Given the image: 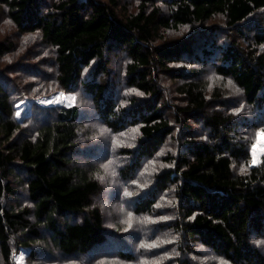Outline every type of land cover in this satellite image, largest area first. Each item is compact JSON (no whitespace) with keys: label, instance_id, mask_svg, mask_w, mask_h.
I'll list each match as a JSON object with an SVG mask.
<instances>
[{"label":"trees","instance_id":"1","mask_svg":"<svg viewBox=\"0 0 264 264\" xmlns=\"http://www.w3.org/2000/svg\"><path fill=\"white\" fill-rule=\"evenodd\" d=\"M257 131L264 0H0V264H264Z\"/></svg>","mask_w":264,"mask_h":264},{"label":"rangeland","instance_id":"2","mask_svg":"<svg viewBox=\"0 0 264 264\" xmlns=\"http://www.w3.org/2000/svg\"><path fill=\"white\" fill-rule=\"evenodd\" d=\"M74 94L72 91H64V90H59V91H53L50 94H45V95H40L37 97H33L36 98V101H38L39 103H41L42 105H54V104H64V105H68L71 104L73 101ZM32 98V96H31ZM26 104H24L25 106ZM23 107V109H25ZM22 108L19 107V109H17V114L21 113ZM96 123V122H95ZM262 132H256L254 135V141L251 145V157H252V162L253 159L255 158V160L257 161L258 158L260 157L261 154H264V136L261 135ZM24 252L20 251L18 254H16L15 258L17 261V264H24Z\"/></svg>","mask_w":264,"mask_h":264},{"label":"snow or ice","instance_id":"3","mask_svg":"<svg viewBox=\"0 0 264 264\" xmlns=\"http://www.w3.org/2000/svg\"><path fill=\"white\" fill-rule=\"evenodd\" d=\"M137 95H141V93H136ZM73 99V101L75 100V97H73L72 98ZM261 135L262 136H264V133H261ZM257 161L255 160V158L253 159V163H256ZM104 167H105V169L107 170V168H108V165H104ZM241 171L242 172H244V171H246V169L245 168H241ZM101 179H103V177H101ZM124 195L125 196H128V195H130V193H128V192H125L124 193ZM130 221H131V215H129V219L127 220V221H125V223H130ZM145 245H142V247H144ZM151 247H155V245H151ZM221 264H223V262H221Z\"/></svg>","mask_w":264,"mask_h":264}]
</instances>
